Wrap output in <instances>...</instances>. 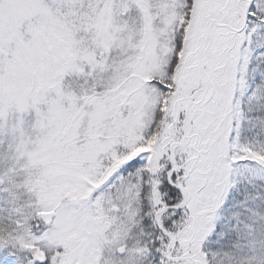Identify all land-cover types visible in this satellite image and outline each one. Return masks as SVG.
Instances as JSON below:
<instances>
[{
	"label": "snow or ice",
	"instance_id": "6c2138e0",
	"mask_svg": "<svg viewBox=\"0 0 264 264\" xmlns=\"http://www.w3.org/2000/svg\"><path fill=\"white\" fill-rule=\"evenodd\" d=\"M0 264H264V0H0Z\"/></svg>",
	"mask_w": 264,
	"mask_h": 264
}]
</instances>
